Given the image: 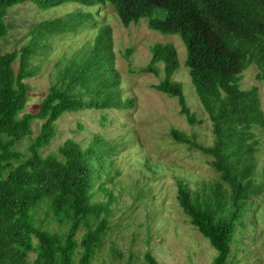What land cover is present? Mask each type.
<instances>
[{"label":"trees","instance_id":"trees-1","mask_svg":"<svg viewBox=\"0 0 264 264\" xmlns=\"http://www.w3.org/2000/svg\"><path fill=\"white\" fill-rule=\"evenodd\" d=\"M24 3L45 12L76 8L64 18L42 20L27 33L29 39L21 48L2 52L9 11ZM101 8H112L127 27L146 18L150 29L179 35L186 44L185 66L212 123L214 143L203 146L178 130L171 135L179 144L209 156L218 176L195 188L177 180L176 198L194 229L215 249L214 264H229L237 226L252 198L263 192L256 181L260 140L254 131L264 126L260 94L257 87L242 89L240 83L252 64L264 80V0H0V264H94L102 250L115 199L103 177L111 179L112 156L119 145L95 135L86 148L68 139L56 154L41 153L54 139L63 114L135 106L133 99L122 96L112 29L105 21L98 26ZM89 25L96 36L88 48L66 61L37 113L20 116L29 102L26 80L36 75L34 60L49 50L51 37ZM150 51V64L140 71L158 75L157 65L162 63L165 78L154 88L177 99L190 125L200 124L182 85L172 80L179 68L175 46L156 43ZM102 119L105 123L108 116ZM35 120L41 122L40 133L31 141L29 153L16 150L31 134ZM100 191L109 195L107 203L94 201ZM43 203L47 214L68 226L67 232L37 225L35 217ZM81 230L86 231L78 240ZM145 260L160 264L149 251Z\"/></svg>","mask_w":264,"mask_h":264},{"label":"rangeland","instance_id":"rangeland-1","mask_svg":"<svg viewBox=\"0 0 264 264\" xmlns=\"http://www.w3.org/2000/svg\"><path fill=\"white\" fill-rule=\"evenodd\" d=\"M75 8L62 6L45 12L31 3L14 7L7 18L9 34L3 39L2 52L21 48L29 39L25 37L27 33L42 20L64 18ZM100 11L98 26L105 21L112 29L114 68L120 76L122 96L133 99L135 106L122 111L89 109L65 113L56 123L54 139L41 153L43 156L56 154L58 147L68 139L86 148L95 135L119 145L112 156L111 179L103 177L105 187L115 199L110 206L109 230L94 264H147L145 254L148 251L160 264H214L215 249L194 229L176 198L177 180L195 188L218 176L210 165L209 156L179 144L171 135L173 130H178L203 146L214 143L212 123L185 66L186 44L179 35L150 29L146 18L127 27L112 8ZM95 36L96 29L89 25L71 34L51 37L49 50L41 59L34 60L36 75L26 80L29 102L20 116L37 113L39 103L56 83L66 61L79 56ZM156 43L175 46L179 68L172 80L182 85L187 104L200 124L190 125L180 113L177 99L154 88L165 78L162 63L157 65L158 75L140 71L150 64V49ZM14 68L18 71V62ZM259 75V68L250 65L240 85L242 89L258 88L264 113V80L259 79ZM105 115L108 120L103 123ZM40 126L41 122L35 120L31 134L15 149L28 154V147L40 133ZM254 131L260 140L256 181L263 192L252 198L251 208L242 224L237 226L229 264H264V126L255 127ZM109 199V195L100 191L94 201L107 203ZM47 211L43 203L35 217L37 225L51 232H67L68 226L60 224ZM85 231L78 233V240Z\"/></svg>","mask_w":264,"mask_h":264}]
</instances>
